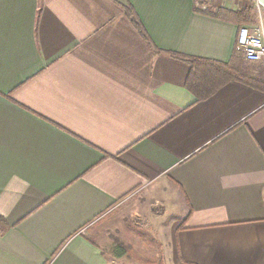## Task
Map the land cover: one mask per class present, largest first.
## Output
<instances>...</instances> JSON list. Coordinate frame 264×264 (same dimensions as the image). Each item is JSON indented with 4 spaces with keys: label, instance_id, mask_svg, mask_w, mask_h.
Returning <instances> with one entry per match:
<instances>
[{
    "label": "crops",
    "instance_id": "obj_1",
    "mask_svg": "<svg viewBox=\"0 0 264 264\" xmlns=\"http://www.w3.org/2000/svg\"><path fill=\"white\" fill-rule=\"evenodd\" d=\"M262 13L248 0H0V264H115L94 230L143 193L177 218L158 261L137 264H264V92L230 81L197 101L185 62L264 76V58L235 50Z\"/></svg>",
    "mask_w": 264,
    "mask_h": 264
},
{
    "label": "rangeland",
    "instance_id": "obj_2",
    "mask_svg": "<svg viewBox=\"0 0 264 264\" xmlns=\"http://www.w3.org/2000/svg\"><path fill=\"white\" fill-rule=\"evenodd\" d=\"M262 14V24L258 23L255 14L253 24L264 30V13ZM161 208V205H155L152 195L143 193L130 197L126 202L120 203L118 208L111 210L99 223L98 229L94 230L108 241L104 248L108 258L115 264H137L132 261V255L157 260L167 250L170 225L177 218V213L174 212L156 217L155 215L162 213ZM119 250L125 252L120 260L113 256Z\"/></svg>",
    "mask_w": 264,
    "mask_h": 264
},
{
    "label": "trees",
    "instance_id": "obj_3",
    "mask_svg": "<svg viewBox=\"0 0 264 264\" xmlns=\"http://www.w3.org/2000/svg\"><path fill=\"white\" fill-rule=\"evenodd\" d=\"M250 10H243L237 13L236 19L243 23H251L253 18ZM126 15L133 23L138 32L143 35L140 23L135 19L132 11L127 10ZM190 68V75L186 80V88L194 95L197 101L208 99L215 91L230 81H238L252 88L264 92V76H251L249 67L246 64L220 63L212 60L188 58L185 59ZM123 254V251H122ZM121 253H119V257ZM152 264V263H147Z\"/></svg>",
    "mask_w": 264,
    "mask_h": 264
},
{
    "label": "built area",
    "instance_id": "obj_4",
    "mask_svg": "<svg viewBox=\"0 0 264 264\" xmlns=\"http://www.w3.org/2000/svg\"><path fill=\"white\" fill-rule=\"evenodd\" d=\"M257 0H248L260 5ZM235 50L250 62H258L264 58V30L263 27L241 26L239 27Z\"/></svg>",
    "mask_w": 264,
    "mask_h": 264
},
{
    "label": "water",
    "instance_id": "obj_5",
    "mask_svg": "<svg viewBox=\"0 0 264 264\" xmlns=\"http://www.w3.org/2000/svg\"><path fill=\"white\" fill-rule=\"evenodd\" d=\"M256 2L264 9V0H257Z\"/></svg>",
    "mask_w": 264,
    "mask_h": 264
}]
</instances>
